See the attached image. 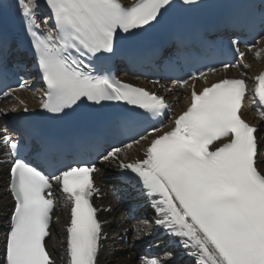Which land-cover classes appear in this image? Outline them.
<instances>
[{
  "label": "snow or ice",
  "instance_id": "6c2138e0",
  "mask_svg": "<svg viewBox=\"0 0 264 264\" xmlns=\"http://www.w3.org/2000/svg\"><path fill=\"white\" fill-rule=\"evenodd\" d=\"M45 4L50 14L43 22L51 21L52 27L42 29L37 23L39 0H16L15 17L20 18L46 84L40 110L56 119L69 117L82 106L102 107L105 102L163 114L169 108L164 97L114 79L93 62L115 53L120 34L131 37L163 25L173 8L211 7L200 0H179L178 4L135 0L128 7L120 0H45ZM259 12L264 23V0ZM15 17L8 0H0V69L16 54L11 37ZM178 23L186 27L195 22ZM237 53L243 64L245 53L238 49ZM222 67L227 70L230 65ZM197 76L207 79L204 72L189 79ZM254 79L258 83L253 102L264 106V72ZM179 84L184 87L188 80ZM252 91L244 78L219 79L200 91L192 87L190 103L174 117L169 130H163L162 123L151 126L145 135L124 145L140 144L143 158L124 162L122 147H112L100 156L105 163L116 162L121 174L135 177L153 199L155 224L178 237L185 249L194 250L191 254L198 258L197 264H264V170L259 167L258 129L240 115ZM23 111L29 109L25 106ZM2 139L10 149L9 187L14 200L2 264H56L45 243L53 220L58 219L53 215L54 186L70 205L64 226L67 264H99L106 237L104 222L92 203L98 191L93 183L95 165L73 164L47 173L21 157L17 140L8 135ZM44 148L48 151L51 146ZM151 264L160 261L153 259Z\"/></svg>",
  "mask_w": 264,
  "mask_h": 264
},
{
  "label": "bare ground",
  "instance_id": "6f19581e",
  "mask_svg": "<svg viewBox=\"0 0 264 264\" xmlns=\"http://www.w3.org/2000/svg\"><path fill=\"white\" fill-rule=\"evenodd\" d=\"M127 3H129L131 0H123ZM260 50V54L259 56L255 57L254 59L250 58L253 61V66L257 65L258 61L260 59L264 58V44L261 45V47L259 48ZM258 53V52H257ZM257 55V54H256ZM263 57V58H262ZM256 67V66H255ZM253 74L254 71L253 69L250 70L249 75L247 76L249 81L252 82V78H253ZM251 85V84H250ZM182 101L187 99V91L184 90L182 92ZM27 96H30V99L27 100V104H34L35 101V97L37 98V95H31V94H27ZM256 109H254V113H256ZM249 119H252L253 122H255L256 124L261 126V133H264V121L261 120V118L259 117V115H257L254 117L253 115H250L248 117ZM135 154H137L139 157L143 156V149L141 147V145H138L137 147H135ZM131 157V156H129ZM260 164L259 167L260 169L264 170V144L262 145V148L260 150ZM101 166V165H100ZM105 171H114V167H111L109 165H102L100 167V173L105 172ZM101 176V174H100ZM3 182H4V174H3V170L0 167V222L3 221V216L6 212L7 209V197L6 195L3 193ZM110 186H113V183L109 184ZM58 205L60 208H62V211L60 212L59 216H58V221L59 223H57L56 225H54V229H56L57 233H58V237L55 240V245L52 246L50 239H47V246L48 249L50 250L53 258L55 259L56 264H66V257H65V242H64V238L62 236V224L64 223V219L66 217V212L64 209V207H66L65 202L63 201V199H61V197H59L57 199ZM119 214H117L116 216H113L112 219L114 220H118V216ZM157 219V216L154 212L149 211L148 216H147V221H134L132 222V226H133V234L131 236V242L135 243V242H139V241H143V238L146 237H150L151 233L157 229L159 227V225L155 224V220ZM52 228V229H53ZM53 229V230H54ZM52 230V231H53ZM55 238V237H54ZM163 240V239H162ZM167 240H163L162 242L158 243V245L154 246H149L150 249H158L159 251H163L165 252L166 256L162 257L160 259L161 262L164 263H168V264H175L177 261L180 262V264H197V257L190 255L188 252H182L178 249H172L171 245H167ZM126 254L129 253L130 254V258H133V253L126 251ZM145 259H148V256L145 255V253L141 256L140 253L137 255V260L138 261H144ZM137 261H135V259H127L125 255L123 254H116L115 257L109 262H103L102 258H100V264H137Z\"/></svg>",
  "mask_w": 264,
  "mask_h": 264
},
{
  "label": "rangeland",
  "instance_id": "374dc122",
  "mask_svg": "<svg viewBox=\"0 0 264 264\" xmlns=\"http://www.w3.org/2000/svg\"><path fill=\"white\" fill-rule=\"evenodd\" d=\"M53 229H54V228H53ZM53 231H56V229H54ZM56 232H57V231H56ZM56 232L54 233L55 236H56ZM54 235L51 234V236L49 237L50 241H52V242H51V245H52V246L55 245V242H56L55 240L57 239V238H54ZM106 263H108V262H106Z\"/></svg>",
  "mask_w": 264,
  "mask_h": 264
}]
</instances>
